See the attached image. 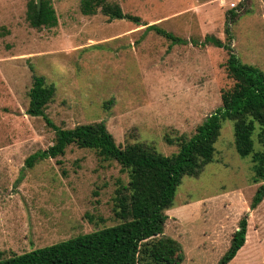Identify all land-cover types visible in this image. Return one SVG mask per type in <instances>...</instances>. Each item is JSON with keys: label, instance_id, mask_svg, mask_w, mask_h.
I'll return each instance as SVG.
<instances>
[{"label": "rangeland", "instance_id": "1", "mask_svg": "<svg viewBox=\"0 0 264 264\" xmlns=\"http://www.w3.org/2000/svg\"><path fill=\"white\" fill-rule=\"evenodd\" d=\"M28 1L0 0V258L116 225L117 197L133 195L130 172L91 148L71 144L27 166L55 141L46 119L27 113L35 75L55 85L45 113L57 125L104 121L122 147L171 155L179 146L167 138L195 133L234 85L228 50L202 45L208 35L228 43L229 28L239 60L264 73V0H111L141 25L85 15L80 0H50L56 24L41 28ZM256 126L254 148L242 155L235 122L224 121L214 160L182 178L165 227L183 246L182 264H218L245 215L247 239L229 264H264V200L250 208L263 182L254 166L264 129Z\"/></svg>", "mask_w": 264, "mask_h": 264}, {"label": "trees", "instance_id": "2", "mask_svg": "<svg viewBox=\"0 0 264 264\" xmlns=\"http://www.w3.org/2000/svg\"><path fill=\"white\" fill-rule=\"evenodd\" d=\"M80 2L85 15L102 12L110 20L126 18L137 24L141 20L139 16L124 13L122 7L111 0ZM28 18L32 26L38 28L55 25L57 20L50 0H41L40 8L37 0H29ZM148 29H155L174 43L185 42L156 24L148 26ZM227 34L228 43L208 35L202 45L213 44L228 50L226 68L234 85L223 91L222 105L206 116L196 127L195 133L191 136L182 134L176 140L167 138L169 143L179 146V150L171 155L159 152L155 155V150L151 152L147 145L141 143L122 147L104 121L79 124L73 128L57 125L45 113L48 103L53 100L55 85L47 83L42 75L34 76L27 113L43 116L55 131V141L47 149L30 155L26 159L27 166L32 167L47 158L65 154L71 144L91 148L102 159L116 160L123 170L130 172L133 195L124 193L117 197V214L122 218L120 223L21 254L14 253L0 258V264H182L185 259L182 244L165 235L169 217L166 210L173 206L182 178L185 175H199L204 166L214 160L215 143L224 121L235 122L237 144L242 155L251 153L254 148L256 123L264 129V73L257 66L239 60L231 45L229 28ZM260 142L264 147V132L261 133ZM261 157L254 169L258 176L263 173V182L252 198V209L264 200V155ZM247 232L248 217L245 215L218 264H229L235 258L245 245Z\"/></svg>", "mask_w": 264, "mask_h": 264}, {"label": "water", "instance_id": "3", "mask_svg": "<svg viewBox=\"0 0 264 264\" xmlns=\"http://www.w3.org/2000/svg\"><path fill=\"white\" fill-rule=\"evenodd\" d=\"M39 8L41 7V0H37Z\"/></svg>", "mask_w": 264, "mask_h": 264}, {"label": "crops", "instance_id": "4", "mask_svg": "<svg viewBox=\"0 0 264 264\" xmlns=\"http://www.w3.org/2000/svg\"><path fill=\"white\" fill-rule=\"evenodd\" d=\"M130 21V20H129ZM135 23V22H134ZM137 24V23H136ZM142 24V20H140V23H139V25H141ZM151 25H153V24H151ZM155 25V24H154ZM157 25V24H156ZM150 26V25H149ZM158 26V25H157ZM169 216V215H168ZM240 251V250H239Z\"/></svg>", "mask_w": 264, "mask_h": 264}]
</instances>
